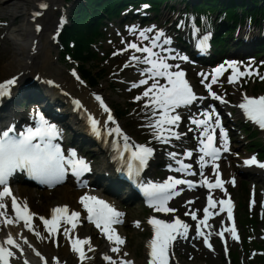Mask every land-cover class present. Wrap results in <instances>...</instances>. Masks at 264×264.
Returning <instances> with one entry per match:
<instances>
[{
	"label": "bare ground",
	"instance_id": "bare-ground-1",
	"mask_svg": "<svg viewBox=\"0 0 264 264\" xmlns=\"http://www.w3.org/2000/svg\"><path fill=\"white\" fill-rule=\"evenodd\" d=\"M229 1L230 2L234 1L236 4H239L238 5V15H240L239 17L240 22H243L245 19H249L252 21V24L254 26L261 27L259 35H260V40H263L264 39V20H259V16H254L255 14L250 13V9H247L249 8L248 6L253 5L254 0H229ZM258 1L263 2L264 0H258ZM64 2L65 0H2L1 1L0 15L11 16L12 19L14 20H17L21 17H23L24 19L21 21L19 25H14L12 33L10 34L11 36L9 37V40L13 44L14 49L12 50L8 60H6V62H4L0 66V83L8 80L10 77L11 78L21 77V79H25V82H24L25 84L27 80L34 79L35 76H40V79L45 78V79L53 80L56 82V87H55L56 92H53L52 93L53 95H56L57 93H59V95L62 98L66 99L67 101H71V99H78V100L80 99L84 103V105L93 109L94 104L92 105V103H95V101L93 102L90 99V93L92 91L86 88L88 82L84 81L78 75L74 76L70 74L69 76L68 72L70 71L60 66L61 56L64 52L63 42L62 41L57 42L54 39L52 41V36L55 37L57 35L56 30L59 28V26L62 25L61 17H66L63 28H62V32H61L63 35L66 29L71 26L72 17H73V14L76 8H78L80 3L85 4V0H84L83 2H80L79 4H77L72 10H70V13L67 14V16H58V13L61 10H63V6L65 4ZM204 2L205 0H194V4L196 3L197 6L199 5L201 6L202 3ZM220 2L222 3L228 2V0H220ZM170 3L178 7L180 4L186 5L187 7H189L190 5H193V0L192 1L189 0L188 2H186V0H172ZM41 4L46 5V7H41L40 6ZM33 13L34 14L39 13L40 16L36 17L34 16ZM152 14L154 15L156 13L152 12ZM164 18L167 19L168 16H166L165 14ZM127 19L128 17L124 16L114 21L113 23L115 25H121ZM54 20H56V23H54ZM204 22L206 23L208 27L216 26V30L220 23L218 20V25H217L216 18H212V19L205 18ZM53 26L54 28L57 26V28H55L56 29L55 31L54 29L52 30ZM38 28L39 30H37ZM155 38L156 36H153L152 39H150L148 43L149 48H152L153 53H157L158 55L160 54L161 57H163L164 55L168 53V50L165 49L159 53L158 51L159 47H153L152 41L155 40ZM60 39H61V36H60ZM112 40H113V45L108 49L107 55L104 57L105 61L107 59L114 60L116 61V63L119 64V66H121L125 62L124 57L135 56V57L140 58L138 60L139 63L140 62L145 63L143 61L146 57H148L149 55L148 53L139 52V51H136L135 49H130V47H128L126 50H123V52L119 53L118 52L119 45L115 43L116 39L113 38ZM155 41H156L155 42L156 44H159V45L162 44L164 45L165 48H167V45H169V43H164L165 40L160 39V38H159V41L158 40H155ZM132 43L136 44L137 46L142 45L141 41H138V40L130 39L127 41V45L132 44ZM180 46L182 47V49L186 50L191 56H193V51H191V49L188 46L181 45V44ZM230 46H231L232 51L236 49L243 50L247 48L246 45L239 43V41L236 40L235 32L231 33ZM251 48H253V46H251ZM185 54L186 56H188L187 53ZM121 59H124V61L122 62ZM151 59H157V56H152ZM96 60H99V59L96 55H94V61ZM165 62L171 65L170 60L165 59ZM145 64L149 66L148 69L151 67L150 64L148 63H145ZM179 64H180V61H179ZM71 68H74V67L70 66V69ZM169 71L175 72L174 67H171ZM150 75L151 73H149V76ZM94 78L97 79V81L100 80L98 76L94 75ZM223 79L224 77H221L220 81H223ZM144 80H148V79L146 78ZM151 80L154 81V83L158 82L160 85H162L164 82L167 81L166 78L162 81L158 79H151ZM24 84L22 85V87L24 86ZM147 84L151 87L153 83L152 84L147 83ZM188 84L191 86L193 90H197V88L194 86V84L191 81L188 82ZM107 85H104V88L102 90L106 91L107 87L109 88V86ZM20 91H18L17 94ZM97 92L100 93L103 91H97ZM17 94L15 95V99H14L15 105L21 103L22 100L25 98L23 97L21 99H18ZM38 94H37L38 97L42 96L40 93ZM63 94H65V96H63ZM234 95L236 96V100L240 102L243 101V98L245 95L248 97H251L249 94H244V93L242 94L238 88L234 89ZM61 97H60V100H62ZM151 97H152V93L149 94V96H142L141 99H147L148 102L150 103L149 106L144 105L142 112L145 115H151L153 118L162 116L163 110L156 107V105L151 102ZM132 103L133 105H136V101L132 100ZM212 104L214 105V103ZM220 107L223 108L222 105ZM11 109L12 108L8 109V111ZM181 110L182 109L178 107L174 111H171L170 114L178 113L182 115ZM8 111L6 114L10 116L11 113H9ZM109 111L118 120L119 125H120L119 129L121 130V132L123 133L129 132L130 125H126V123L121 122L119 120V116L116 113L113 105H109ZM155 111H160V114H157L158 112H155ZM97 113L98 115H100L102 112L98 110ZM32 115L37 117V120L39 121L40 120L39 116L41 115V112L38 111L37 108H35L29 113L30 117ZM213 123L216 124V119L213 120ZM178 126L181 127L182 123L179 124L178 122ZM183 126L186 127L187 124H183ZM129 134L132 137L133 135H136V133L133 130L130 131ZM194 134L196 135V133ZM78 138L80 141L88 140V137L83 134L79 135ZM180 138L182 137L179 136V139ZM201 139H202V135L198 137V140H201ZM150 142L153 146L155 145L159 147L160 153H162V151L164 150L161 147L168 149L169 147L174 146L171 143L172 141L167 142V143L161 142V140L157 139V137L154 140H151ZM197 144H201V143H199L198 141ZM183 146L187 148L188 153L190 152L191 156L189 157L187 156V154H183V155L180 154V157H178L175 154V157L181 158V159L182 158L188 159L191 161V164H190L191 167L199 168L200 166V164H198L199 159L194 158L196 153L190 150L191 145H183ZM104 163H106V161L103 162V165ZM160 177L164 181H168L170 178L164 173H160ZM99 182H100L101 187L107 189L108 191L111 190V191H118V192H127L129 189L127 183L115 182L110 176H100ZM57 190L58 191L55 190V192H58L57 198L55 200H53L54 191H48L46 195L45 193H42V192H37L36 194H34L33 191H28V190L21 191L20 190L21 200L24 203H27L28 207L32 209V213H34L35 215L32 218V229H33L32 231H30L28 228H25L23 226V223L21 222L13 223V224H17L22 229L21 233L18 235H13V238L20 244L21 248L23 249L22 256L20 255L19 250L13 249V251L17 252V258L12 259L13 264H24L25 260L28 261V264H57V262L58 264H100L99 259H104L105 256L111 257L112 261H115V264H121L122 261H131V264H149L150 248L148 247V245H149V242L153 238L149 240L147 244H144L142 240L143 238H145V234H141L140 237L137 236V237L132 238L131 241H129L127 249L124 250L123 252L118 251V252H112V254H110V252L112 251L114 247L120 248L121 244H117L115 242V239L113 238V240L108 239L109 241L99 246V243L101 241L95 237L93 238V231L89 229H82L84 221L88 220V212L84 208L83 204H81L80 202L81 197H84V196L96 197V196L89 194L85 192L84 190H81V192L80 191L77 192L78 195L77 197H75L74 192L72 191V187L68 185H64L58 188ZM171 192H178L179 194L172 195V198L169 199L167 203L176 201V202H180V204H182L185 207H193L194 204L198 202L197 203V208H198V204L201 201L199 196H192L191 199H194L195 202L192 205H189L190 199L186 198L183 195L181 185H176L175 188L171 190ZM43 195H45V198H43ZM202 196L204 195L202 194ZM207 196L212 197L211 194H208ZM133 197H135L136 200L139 199L138 195H134ZM110 199L111 198H107V197L102 198V200H108L109 202L118 201L117 203L116 202H113V203H115L116 205L120 207L119 201L121 200L119 199L116 200V198H112L111 200ZM5 203L8 205L7 199H5ZM87 203H89L90 205L93 204L92 201H88ZM64 206H67L69 216L71 215L72 212H79L80 216H79L78 221H76L75 228H72V225L70 223H65V221L61 218L62 219L61 231L59 233V243L57 244L53 240L54 235H52L45 229L43 222L39 218L44 217L45 219L49 220V217L52 215V209L58 208V207H64ZM167 207L169 208L168 205ZM215 213L216 212H214V214ZM8 215L13 217L9 209H8ZM60 216H62V214H60ZM152 217L154 216H151L150 218ZM175 220H176V217H173V216L166 217L164 219V221L166 222H174ZM200 221L202 220L200 219ZM147 226H148L147 228L150 229L151 233L153 234L154 230H152V228L149 226V220L147 222ZM4 227H5V224L0 222V230L3 229ZM224 228L227 229L226 227ZM65 229H69L67 234H65ZM99 229H101V227H99ZM114 230H115V234L118 235L121 239L122 237L125 238V236H123L121 232H119L116 229ZM36 232L40 233L41 238H38L35 235ZM107 234L109 235V233ZM25 238L27 239L28 243L32 245L33 248H35L37 251L41 253V255L44 257L43 261H41L40 258L35 255V253L32 251V248L28 247V244L24 243ZM76 239L89 241V243L84 244L82 246V250L85 256L83 260H81L80 258V253L73 251L72 241ZM141 243L145 250L143 252L142 258L140 257V250H139ZM108 262L109 263H106V264H110V261ZM186 264L188 263L186 262Z\"/></svg>",
	"mask_w": 264,
	"mask_h": 264
},
{
	"label": "snow or ice",
	"instance_id": "snow-or-ice-1",
	"mask_svg": "<svg viewBox=\"0 0 264 264\" xmlns=\"http://www.w3.org/2000/svg\"><path fill=\"white\" fill-rule=\"evenodd\" d=\"M41 7H46V5L41 4ZM39 15V13H36ZM39 30V28L37 29ZM130 31H134V29H130ZM151 31V29L146 30ZM141 37L147 39L148 37L145 35V32L140 33ZM163 33H159L155 40H159L160 36ZM164 43H170L169 40H165ZM160 45L153 42V47H158ZM129 47L135 49L139 52L148 53V57L144 59L143 62L151 65L149 69L145 71L151 73L149 79H154L155 77H164L168 81V85L170 87H166L164 85H160L158 82H155L148 88L143 96H149L152 93L151 102L156 105V107L163 110V114L156 122L155 125H149L150 127H154L159 129L161 126L167 125H178L180 120V116L170 115L171 111H174L176 108L181 106H187L193 103V101L197 100V96L192 91L191 86L184 79V73L182 71L170 72L169 69L173 67L165 62V58L159 57L157 53H153L152 48H139L136 44H131ZM152 56H157V59H151ZM173 59L177 57H172ZM180 59L187 60V57H179ZM133 59L139 60V57H133ZM127 66V65H126ZM175 67H179V65H175ZM229 67L233 69V75L228 77L229 83H234L240 76L245 75V72H240L238 68L235 66V63L229 64ZM224 65H221L219 68L215 70L217 74H222L224 71ZM75 75V73H73ZM206 78V77H205ZM261 79H264L262 77ZM217 82V76L214 75L212 77V83ZM16 83V79L13 78L11 80L5 81L4 83H0V97L9 94L10 86ZM50 83V82H49ZM148 80H141L140 84H147ZM139 85H133V87H138ZM205 87L209 90L210 95L213 99H218L222 101V98L217 96L215 92L211 90V84L205 85ZM155 90V91H154ZM142 97H137V99H141ZM98 101H100L101 106L104 107L105 112H109L108 108L103 105V101L99 96L96 97ZM203 99V98H200ZM224 102V101H222ZM78 103V102H77ZM245 115L252 120L253 122L259 124L261 128H264V96L254 98L244 96L243 102L238 105ZM203 120H193L192 123L196 124L197 127H203V134L206 136V142L201 141L203 147L201 151L204 153V156H209L213 160H215L219 154V149L214 147V136L213 133L215 129L209 128V121L212 120V115L210 113H204ZM91 124L93 126V131L99 134L97 131L96 125L98 122L94 119H91ZM108 120L113 121V117L109 113ZM114 122V121H113ZM216 127H220L219 119H216ZM116 133L120 134V129H113ZM170 131V129H169ZM60 135L55 125L49 124L44 120L43 116L40 117L39 123L35 128H27L24 132L19 134L15 133L14 127H10L3 132H0V186H3V190L0 191V218H3L2 223L5 225L11 223H18L19 221H23V226L32 231L31 221L34 213H31L28 209L27 203L19 204L17 199L12 196L11 190L8 187L9 178L17 171V170H27L33 177L39 179L42 183H48L52 185L54 183H59L62 181L65 175V165H70L72 172L75 176L79 177L84 172L89 171L88 164L83 159H76V153L70 152L69 158H65L58 144H53L52 141L56 139ZM177 139H179V134L172 133ZM221 138L224 141V151H228L227 148V134L221 128ZM157 139H160L161 142H167V138L162 135H157ZM128 138L125 136V150L131 151L130 145L127 144ZM136 151H131V156L129 157V161H138L139 164L134 168L131 162L128 163L129 174L134 175L142 170L143 167L147 165L148 158L152 155V149L145 147L143 145H137ZM173 157L175 154H171ZM187 156H191V153H187ZM204 156L201 159V167H203ZM181 164V169L179 170H187L190 168V165L183 164L182 161H178ZM246 164H256L255 158H252L248 161H245ZM260 167H264V164L259 165ZM234 182V181H233ZM186 183L182 180H174L173 178H169L168 181H165L163 184H149L144 188L145 195L149 198L150 206L156 208L157 211H163L165 213L173 212L174 209L167 207V202L172 198V195H178V192H171L170 190L174 189L176 185ZM191 183V182H187ZM210 189L211 188H222L223 182L220 180L219 175L217 174L216 182L214 184L208 183L205 179L203 182ZM11 197V208L15 213V219L8 215V205L5 203V198ZM88 201H92L93 204L87 203ZM81 204H83L84 208L88 212V219L93 221L96 226L99 228L101 224H104V231L109 233L108 239L113 240L117 244H123L124 241L115 234V230L111 229L110 225L112 223H120L119 219H116L123 214L116 211L114 208L106 204L103 200H99L94 196H84L81 197ZM223 205L225 203L228 204V215L229 219L232 218L231 213V202L220 201ZM209 204L210 206H214V202L212 201L211 196H209ZM224 209L222 208L221 211ZM58 214H62V216L58 217ZM187 214V213H186ZM204 219L200 221L197 225L196 231L197 236L204 235L201 232L200 225L207 226V220L209 218V210L208 208L204 209ZM80 216L79 212H72L71 215H68L67 206L58 207L52 209V218L51 220L45 219L44 217H40L39 219L43 222L45 229L49 233H55L59 227V221L62 218L65 223H70L72 228L76 227V221H78ZM95 219L93 220V218ZM197 217L195 213L192 214V219L195 220ZM149 223L153 225L154 229V237L149 242L148 247L150 248V260L149 264H168V250L171 244L177 239V237H187L188 225L184 224L179 219H176L174 222L169 223L164 220L158 219H150ZM137 227L139 224L137 223ZM227 231H231L233 237L236 238L235 229H226ZM69 229H65V234H67ZM35 235L38 238L40 237V233L36 232ZM221 237H223V233H220ZM204 242L206 246L211 247L208 244L207 236L204 237ZM24 243L28 244L29 248H32V251L35 253L37 257L40 258L41 261L44 260V257L41 255L39 251L32 247L31 244L28 243L27 239H24ZM89 243L87 240L76 239L72 241L73 251L80 253V258L83 260L85 258L84 252L82 250V246L84 244ZM13 249L19 250L20 255H23V249L20 244L13 238L11 234L8 235L7 239L4 241H0V264H11V260L17 258V252L13 251ZM113 252H118L119 248L114 247L112 249ZM105 260L110 261V264H115V261H112V258L109 256L104 257ZM24 264H28V261L25 260ZM58 264V262H57ZM121 264H131V261H122Z\"/></svg>",
	"mask_w": 264,
	"mask_h": 264
},
{
	"label": "rangeland",
	"instance_id": "rangeland-1",
	"mask_svg": "<svg viewBox=\"0 0 264 264\" xmlns=\"http://www.w3.org/2000/svg\"><path fill=\"white\" fill-rule=\"evenodd\" d=\"M1 1L2 0H0V3H1ZM83 1L84 0H65L64 3H65L66 6L72 7V9H73L74 6H76L77 4H79L80 2H83ZM188 1L189 0H186V2H188ZM190 6H192V5H190ZM182 8H184V5L182 6ZM214 14H216V13H214ZM23 19L24 18L21 17V18H19L17 20H14V19H12L11 16H2V15H0V20L3 21L4 23L8 24V26L6 28L3 27L2 28L3 30L2 29L0 30V66L4 62H6V60H8L12 50L14 49L13 44L9 40V37L11 36L10 34L12 33V30H13V27H14V25H19ZM54 23H56V20H54ZM146 23H152L154 25L156 24L157 27H160V25L155 23L153 20H150V21L147 20V21L142 22L141 24L132 23L130 25V27L138 28V30L135 31V33H139L140 30L144 27V25ZM121 26H123L121 29H119V27L116 26L117 29H118L117 31H114L112 28L110 29V28L101 27L102 31H103V34H104V37H102L99 40H95V37L93 36L92 39H91L92 41H90V38H88V35L85 36V39L88 40V47L90 48L91 54L94 55V53H97L98 54L97 57L99 59V60L94 61V59L92 57V59L89 60L88 63L85 62V63H87L85 69L90 71V72H93L94 70H96L95 74L93 73V75L97 76L96 74H99V77L100 76L104 77L103 79H100L99 80V84L94 87L95 90L96 91H103L102 93H104L106 95V97L108 98L109 102L111 104H113V107H114V109L116 111H120V112L123 111L125 114H127L123 118H121V117L120 118H121L122 122L126 123V125H130V128H129L130 131L133 130L137 134L138 131H140V130H138L139 127H141L142 124H147V121L143 120L142 119L143 117L141 116L143 107L136 111L135 110L136 107L132 103V100H133L132 98L134 97V99H137L135 97L139 96L140 94H143L145 89H147V86L145 85L141 89H138L137 87H133V85H135V83L137 82V79H135V78L134 79H130V76H133V77H137L138 76L140 78L142 76V70L134 69L135 66H139V65H137V63L135 61H131V60H134L133 57H132L131 60H128V58H127V60H125V63L121 67H119V64L116 63V61H114V60H108L107 59L105 61V59H104V56H105V54L107 52V49L109 48V45H110L111 36L118 37L119 38L118 39V43H120V47L123 48L124 46H123V44H121V43H124V40L121 38L122 35L131 34L132 33L129 30L126 31V28H128L129 24L121 25ZM148 27L149 26L147 25L146 28H148ZM55 28L53 26L52 30L53 29L55 30ZM154 30H152V33L154 32ZM66 42H67V45L65 43L64 44L68 48H70V51H68V53L76 52V47H77L76 38L75 37L72 38V36H70V37H68L66 39ZM70 44L72 45V48H71ZM121 61L123 62L124 59H121ZM65 62H67V61H65ZM60 66H62V67H64L66 69L65 65H63L61 63H60ZM79 67L81 68V66H79ZM187 67L188 68H184V69L180 68V69L188 71L187 75H189V77H193L195 79L196 85L200 88L198 90H203L202 93L205 95V97H207V96L211 97L208 89L204 85V83H206V82L203 81L202 78H201V73L202 72L208 73V71L213 70V68H217V67L215 66V67L208 68V71L205 70V68H207V67H204V69L198 74L193 72V70L191 69L192 67H189L188 65H187ZM80 68H76V70L77 69L81 70ZM99 68L102 71H100ZM82 70H81V74L84 76ZM122 75H124V80L126 81V83L122 82V81H120L118 79ZM135 75H137V76H135ZM119 84H124L126 88H122L121 85H119ZM104 85L109 86V88L107 87L106 91L102 90L104 88ZM232 87H233V85L219 84V85H217V87H215V90L213 92H215L216 94L229 95V93L232 90ZM127 88H130V90H128ZM249 90H252V91H249ZM244 91L253 92L254 96H256V97L261 96L262 92H263L262 87L257 86V87L254 88L253 83L250 84V86L248 87V90L244 89ZM141 96H139V97H141ZM146 105H150L147 100H146ZM208 108H209V105H208ZM192 113L193 112H190L188 114V116H191ZM152 121H154V123L153 124H149V125H155L158 120L157 119H153ZM68 122H70V120H68ZM190 127L193 128L191 125H190ZM150 128H151V130H147V129L141 128L140 137L137 136L139 141L149 142V140H151V138H152V135H150V134H154V133L158 132V129H156L154 127H150ZM181 131H185L183 133H188V130L185 129V128H182ZM196 140L197 139L195 138V142L194 143H196ZM174 143H175V146L182 147L179 144V142H174ZM195 147H196V145H193L192 148H195ZM172 149L175 150V148H172ZM237 149L240 150L241 153H245L243 151H246L245 145L241 146L240 144H238ZM233 152H234V147L232 149V153ZM96 162H97V164H100V162H101L100 157H98ZM242 183H240L239 190L237 189L235 191V197L238 200L239 206L243 207V205L246 203L245 199H244V192L246 194H247V191L249 192V188H250L252 182H250L249 185H247V190H244V191H243L244 184H242ZM256 183L260 186V187L257 188L258 195H259V200H264V175L263 174L260 175L259 177H257ZM27 190L28 191H33L34 194H36L37 192H42V193H45L47 195V192L45 190H35V189H32V188H29ZM57 193L58 192H55V194L53 193V200H55L57 198ZM74 195H75V197H77L78 194L74 193ZM43 198H45V195H43ZM35 199H36V197H35ZM127 205L129 207H131L130 209H132V210H129ZM127 205H125V207H126V209L128 211V220H127L128 228H125L124 232L127 233V234L126 233L125 234L127 235L128 239L131 238V237L132 238L137 237V236L140 237V235L142 233L141 232L140 233H136V231L133 230V227L131 225V221L133 219H135V218H142V216H146L145 214L142 213L144 208L141 205H136V206L135 205H131V204H127ZM256 205H257V202H256V204L254 206H250L248 208L247 212L252 213V214H254V211H255V213H258V214H261L262 212H264L263 206L259 205V206L256 207ZM132 206H135V207H132ZM189 213H191V211H189ZM131 216L133 217V219H132ZM141 220H144V219H141ZM218 221H219V219L216 220L215 223L218 224ZM206 227H208L207 229L209 231L213 230L211 224L207 225ZM13 229L16 230L17 228L13 226ZM207 229H206L205 233L208 232ZM254 233L256 235L264 238V219L261 220L258 223V225L255 228V232ZM6 234H7V229H5L3 232H0V238H4V236ZM207 234H209V233H207ZM97 235H99V234L97 232H95V236H97ZM209 235H213L214 236V234H209ZM205 236H207V235H205ZM148 238L149 237L143 238L142 241H143L144 244H146ZM244 239H245L244 232L240 228L239 235L236 238L231 239V248L233 250L237 249V253H239L242 250L241 248L243 247ZM197 240L199 241L198 238H197ZM202 246H203V241L199 242V246L198 247H196L192 243L185 244L183 241H181L177 245L175 251H176L177 255L181 256L182 258L185 257V260H186V262L188 264H226V262H223V260H221L220 253L218 251H217L218 252V256H210V255H208L207 250L205 248H203ZM187 249L189 250L188 252H187ZM139 250H140V257L142 258L143 257V252L145 251L142 243H141V245L139 247ZM193 256H194V260L190 261L191 260L190 258H192ZM249 260L250 259H249L248 254H246L242 250L241 259L237 260L235 263L236 264H254V263H251ZM182 261H183V259L180 260L181 264H182ZM263 262H264V260H263ZM258 264H261V263L259 262Z\"/></svg>",
	"mask_w": 264,
	"mask_h": 264
},
{
	"label": "trees",
	"instance_id": "trees-1",
	"mask_svg": "<svg viewBox=\"0 0 264 264\" xmlns=\"http://www.w3.org/2000/svg\"><path fill=\"white\" fill-rule=\"evenodd\" d=\"M138 0H85V4L80 3L78 8L74 11L72 17V23L69 28L63 34L62 40L67 45L66 39L70 36L76 38L77 47L76 52H74L75 57L84 63V68L81 69L84 76L91 81L92 85H97V79L94 78V71L90 72L86 70V64L92 58L90 48L88 47V40L85 36L88 35L90 41L92 37L99 36V21L103 18L101 13H105L109 16L114 15L118 12L119 8L123 3H135ZM151 2L154 6H160V3L170 0H139ZM250 13H254V16L264 15V1L260 2L254 0L253 5L248 6ZM202 10H224L229 14L230 19L238 20L240 15H238V5L234 1L220 2V0H205L201 6L197 7ZM88 20L90 22H88ZM216 40L220 41V38L216 36ZM67 47V46H66ZM70 51V48L67 47ZM87 62V63H85ZM85 69V70H84Z\"/></svg>",
	"mask_w": 264,
	"mask_h": 264
}]
</instances>
